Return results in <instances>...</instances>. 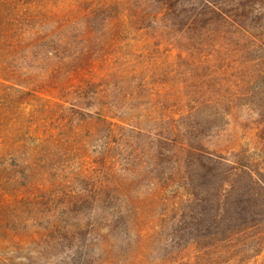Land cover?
<instances>
[{"label":"rangeland","instance_id":"obj_1","mask_svg":"<svg viewBox=\"0 0 264 264\" xmlns=\"http://www.w3.org/2000/svg\"><path fill=\"white\" fill-rule=\"evenodd\" d=\"M75 1L0 0V264H163L148 237L160 229L162 194H176L167 185L176 157L162 144L157 164L153 138L218 88L149 52L156 47L141 53L130 28L118 33L108 15L91 17ZM257 54L258 64L217 60V80L247 83L264 71V46ZM81 58L93 63L85 74L104 73L82 93L73 80ZM256 87L229 114L215 100L201 106L205 121L213 107L222 114L198 143L216 153L263 148L264 79ZM135 196L148 213L137 242L125 217L111 221ZM249 264H264V249Z\"/></svg>","mask_w":264,"mask_h":264},{"label":"trees","instance_id":"obj_2","mask_svg":"<svg viewBox=\"0 0 264 264\" xmlns=\"http://www.w3.org/2000/svg\"><path fill=\"white\" fill-rule=\"evenodd\" d=\"M75 3L88 10L91 17L108 15L119 28L118 33L130 28L138 36L135 39L141 53L156 47L149 52L162 50L164 60L185 64L189 78L198 77L202 85L218 88L214 91V103L227 108L225 114L244 94L257 93L256 82L264 79V71L258 69L255 74H248L247 83L226 79L229 81L226 85L217 80L220 66L214 65L217 60L242 61V57L258 64L257 52L264 46V0H76ZM156 22L160 23L155 34L158 43H149L145 33ZM81 59H84L82 67L73 80L77 91L82 93L104 73L85 74V66L93 63L89 58ZM210 65L213 66L209 69ZM214 100L206 97L200 105L181 111L178 121L185 118L181 125L175 123L172 115L173 123L166 127L168 135L153 138L152 145L158 148L153 151L157 164L161 163L162 144L172 143V155L176 157L167 176V185L174 187L176 194H162L163 209L155 221L160 229L148 237L162 254L163 264H243V258L244 264H249L264 249V161L260 155L264 146L216 153L198 143L201 128L213 124L222 114L213 107L209 120H203L201 106H209ZM134 198L128 199L111 221L118 223V217H125L123 222L133 229L137 242L139 235L135 228L148 221V213L141 197ZM248 248L252 250L247 257Z\"/></svg>","mask_w":264,"mask_h":264}]
</instances>
